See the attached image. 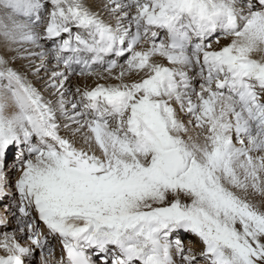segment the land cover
I'll list each match as a JSON object with an SVG mask.
<instances>
[{
    "label": "snow or ice",
    "instance_id": "obj_1",
    "mask_svg": "<svg viewBox=\"0 0 264 264\" xmlns=\"http://www.w3.org/2000/svg\"><path fill=\"white\" fill-rule=\"evenodd\" d=\"M0 264H264V0H0Z\"/></svg>",
    "mask_w": 264,
    "mask_h": 264
}]
</instances>
